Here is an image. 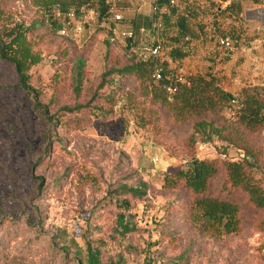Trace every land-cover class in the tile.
Returning a JSON list of instances; mask_svg holds the SVG:
<instances>
[{
	"label": "rangeland",
	"instance_id": "rangeland-1",
	"mask_svg": "<svg viewBox=\"0 0 264 264\" xmlns=\"http://www.w3.org/2000/svg\"><path fill=\"white\" fill-rule=\"evenodd\" d=\"M217 5L223 9L219 17ZM154 6L155 0L115 4L122 16L115 27L133 30L130 50L142 58L148 55L141 47L151 45L155 31ZM4 7L7 26L19 21L28 25L39 17L28 0H4ZM203 12L212 29H234L233 47L222 48L218 62V71L225 72L202 75L213 76L234 94L264 86V0H244L233 9L236 16L241 12L238 25L228 21L231 14L222 1ZM98 14V0H93L76 18L84 22L83 30L60 34L56 26L63 23V12L55 8L56 26L45 21L28 34L41 57L28 70L37 99L17 85L12 65L0 63V264H89L86 242L98 249L100 264H264V235L253 227L257 216L251 209L244 207L241 213L242 230L223 241L185 222L180 204L187 200L181 189L163 188L165 174L184 168L190 158L238 159L243 152L237 147L214 133H195L187 122L161 116L142 124L139 106L132 105L143 104L127 96L134 85L130 82L120 89L104 83L88 109L64 114L55 125L39 115L35 101L51 113L88 101L111 55H126L128 39L114 33L110 13ZM161 22L163 29L173 24L171 19ZM230 85L235 88H225ZM103 95L115 100L105 116L97 108ZM230 104L221 114L233 118L238 105ZM256 134L259 151L249 159L264 185V128ZM221 181L222 170L211 182L214 194H220ZM141 183L145 192L140 197L120 191ZM120 215L130 230L122 231Z\"/></svg>",
	"mask_w": 264,
	"mask_h": 264
},
{
	"label": "trees",
	"instance_id": "trees-1",
	"mask_svg": "<svg viewBox=\"0 0 264 264\" xmlns=\"http://www.w3.org/2000/svg\"><path fill=\"white\" fill-rule=\"evenodd\" d=\"M92 1L28 0L30 5L36 8L39 17L32 18L28 25L19 21L7 26L4 0H0V63L8 62L12 65L17 85L31 93L34 99H37L38 95L29 83L28 70L41 57L32 48L28 34L42 27L45 21H48L51 27L56 26L52 19L55 8L61 12L74 10L80 15V8H86ZM163 7H170L169 0H155L154 8L160 11L155 15H160V18L163 16ZM98 9L100 18L108 15L106 0H98ZM56 27L59 32L62 24ZM127 39L126 55L124 58L117 54L111 55L110 65L101 74V81L88 101L73 106L62 105L53 113L48 111L47 105L35 101L39 115L49 124L55 125L64 114L88 109L104 83H114L119 89L127 82L133 83V88L127 92V96L143 104L132 105L135 108L139 106L138 116L142 124H150L153 118L157 120L161 116L174 123L187 122L195 133L206 137L214 133L243 152V156L238 159L192 157L184 168L165 174L164 189H181L186 194L187 201L180 204L185 222L208 237L228 241L242 230L244 219L241 213L244 207H247L257 216L252 223L253 227L264 235V185L261 178L256 177L252 171L254 162L249 159H254L258 154L255 137L256 133L264 128V86L245 87L234 94L223 89L213 76L197 73L189 75L184 82L175 83V91L169 93L166 91V85L170 81L165 76L163 67L162 77H153L154 68L161 65L157 57L138 56L130 50L133 40ZM78 64H82V59H78ZM81 74L79 68L77 90L80 87ZM102 98V105L97 108L99 114L105 116L114 106L115 100L109 95H103ZM233 99L238 105L237 113L233 118H228L221 113L230 107ZM146 101L149 104H144ZM47 148L46 146L45 149ZM220 170V194H214L211 191V182ZM38 178L40 189L42 177ZM120 191L140 197L145 192V184L141 183L136 187L125 186ZM122 203L127 204V201ZM118 222L122 231L130 230V227L123 223L121 215ZM86 258L89 264H100L99 251L92 247L90 242H86Z\"/></svg>",
	"mask_w": 264,
	"mask_h": 264
},
{
	"label": "crops",
	"instance_id": "crops-1",
	"mask_svg": "<svg viewBox=\"0 0 264 264\" xmlns=\"http://www.w3.org/2000/svg\"><path fill=\"white\" fill-rule=\"evenodd\" d=\"M217 1L221 2L220 0H178L176 7L162 8L164 9L163 20L167 22L171 19L173 24L170 28H162L159 33L154 31L151 44L157 38L162 40L163 47L158 59L165 75L185 77L197 73H211L213 76H220L225 72L218 71L220 65L218 62L224 53L217 40L218 37H232L234 27L228 28L224 32L216 31L211 28L209 16L205 17L203 12L204 9H209ZM222 2H224V10L231 14V19L228 21L232 22L231 25H238L240 22L238 15L241 12L236 16L231 11L238 10L240 3H243L244 0ZM215 9L217 15L223 10L219 5ZM238 32L236 30V33ZM137 45L138 43L134 41V46L137 47ZM225 88L230 90V88H235V85L225 86ZM230 92L232 93L231 90Z\"/></svg>",
	"mask_w": 264,
	"mask_h": 264
},
{
	"label": "built area",
	"instance_id": "built-area-1",
	"mask_svg": "<svg viewBox=\"0 0 264 264\" xmlns=\"http://www.w3.org/2000/svg\"><path fill=\"white\" fill-rule=\"evenodd\" d=\"M106 3L108 4V13L112 16L113 20V31L116 34H120L123 38H133L134 32L132 29H125V30H119L117 29L116 23L122 20L121 14H119L115 10V4L116 0H106ZM178 4V0H169V5L176 7ZM155 12L159 13L160 11L155 10ZM85 13V8L81 7L80 8V15H84ZM77 14L74 10H69L67 12H63V23L62 27L59 30L60 34H67V30L70 29L73 32H80L83 30L84 27V22H77ZM155 26V31L156 33H159V31L162 29V22L160 16H157L154 22ZM218 44L223 48V49H231L233 47V41L230 38L227 37H218L217 40ZM162 40L160 38H157L155 42L151 45H143L141 47V52L147 54L148 56H155L158 57L160 52L162 51ZM153 76L155 79H160L162 77V68L160 66H156L153 71ZM169 79L168 85H166V91L169 93H172L176 89L175 83L177 82H184L185 79L181 75H174L167 77ZM231 102H235L234 99L231 100Z\"/></svg>",
	"mask_w": 264,
	"mask_h": 264
}]
</instances>
